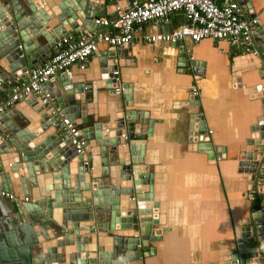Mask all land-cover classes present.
Returning <instances> with one entry per match:
<instances>
[{
    "label": "water",
    "instance_id": "obj_1",
    "mask_svg": "<svg viewBox=\"0 0 264 264\" xmlns=\"http://www.w3.org/2000/svg\"><path fill=\"white\" fill-rule=\"evenodd\" d=\"M132 1L0 0V83L13 76L27 81L23 72L42 65L55 43L99 29L94 20L105 12L115 18V5L126 11ZM239 3L250 11L249 3ZM252 39L258 41L256 54L237 51L228 73L255 70L264 81V32L258 25ZM127 47L103 53L90 91L69 73L55 75L0 114V191L18 197L13 203L0 197V264H130L152 254L147 245L159 234L152 227L158 208L143 165L144 140L134 136L149 135L153 122L132 109L108 113L106 121L97 115L98 89H120L123 107L131 106L130 86L118 80ZM231 85L257 99L260 114L237 159L252 201L246 215L232 221L233 248L222 264H264V84L245 87L232 76ZM181 104L197 105V95L190 93ZM59 116L85 139L81 154L59 132ZM187 142L210 163L224 156L202 116L189 115Z\"/></svg>",
    "mask_w": 264,
    "mask_h": 264
},
{
    "label": "crops",
    "instance_id": "obj_2",
    "mask_svg": "<svg viewBox=\"0 0 264 264\" xmlns=\"http://www.w3.org/2000/svg\"><path fill=\"white\" fill-rule=\"evenodd\" d=\"M244 1L249 3L248 17H257L264 32V0ZM118 12L123 11L115 5L110 13L117 16ZM103 17L113 18L108 12ZM180 22L182 16L175 13L166 24L147 23L134 32L122 51L126 62L118 69V80L130 86V107L124 108L122 95H114L113 90L98 89L96 93L97 115L103 121L108 113L132 109L146 113L153 122L149 135L134 138L144 140L143 165L151 174L152 201L158 208L157 225L152 227L159 234L147 245L152 254L130 264H222L233 248L232 221L246 215L250 202L245 178L236 171L237 159L260 114V104L232 88L231 77L237 76L245 87L264 81L255 70L228 73L230 58L239 50L227 40L194 43L185 38L177 45L144 41ZM108 48L99 44L83 71L72 66V79L88 88L98 81ZM194 85L198 104L181 107ZM6 91L0 83V101L6 98ZM192 114L202 116L212 144L224 148L223 158L210 163L187 142Z\"/></svg>",
    "mask_w": 264,
    "mask_h": 264
},
{
    "label": "built area",
    "instance_id": "obj_3",
    "mask_svg": "<svg viewBox=\"0 0 264 264\" xmlns=\"http://www.w3.org/2000/svg\"><path fill=\"white\" fill-rule=\"evenodd\" d=\"M180 13L182 22L167 32H160L144 37L150 45L168 43L177 45L187 38L191 42L208 39L214 42L227 40L237 50H245L256 54L252 34L258 25L257 17H248L243 4L236 0H145L132 1L130 7L118 12L115 18H98L94 24L100 28L93 32L79 33L76 37H66L55 43L52 54L45 62L35 68L23 72L27 81L19 76L8 78L4 83L6 98L0 101V114L15 102L38 92L40 86L55 75L69 73L72 66L83 71L89 58L98 52V45L104 44L118 51L123 44L129 43L136 30L147 23L166 24L171 15ZM194 72L195 68L190 69ZM190 72V73H191ZM264 75V73H263ZM85 90H89L88 87ZM191 95L197 94V87L190 89ZM114 95H120V89L113 90ZM48 95L45 94L42 102ZM60 133L67 138L75 154H81L85 139L79 129L63 116L57 119ZM264 169V160L260 164ZM0 197L10 202L18 201L17 194L0 191ZM249 201L252 197L247 195ZM27 198H23L26 202Z\"/></svg>",
    "mask_w": 264,
    "mask_h": 264
},
{
    "label": "bare ground",
    "instance_id": "obj_4",
    "mask_svg": "<svg viewBox=\"0 0 264 264\" xmlns=\"http://www.w3.org/2000/svg\"><path fill=\"white\" fill-rule=\"evenodd\" d=\"M239 80V79H238ZM239 83H240V81H239ZM241 86H242V84H240ZM155 236H158V235H155ZM86 240V239H85Z\"/></svg>",
    "mask_w": 264,
    "mask_h": 264
},
{
    "label": "clouds",
    "instance_id": "obj_5",
    "mask_svg": "<svg viewBox=\"0 0 264 264\" xmlns=\"http://www.w3.org/2000/svg\"><path fill=\"white\" fill-rule=\"evenodd\" d=\"M120 93H121V91H120Z\"/></svg>",
    "mask_w": 264,
    "mask_h": 264
}]
</instances>
